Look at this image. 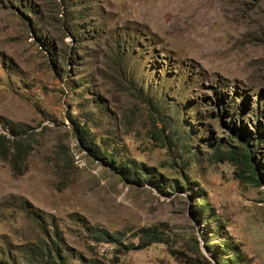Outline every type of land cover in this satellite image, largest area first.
<instances>
[{"label": "rangeland", "instance_id": "374dc122", "mask_svg": "<svg viewBox=\"0 0 264 264\" xmlns=\"http://www.w3.org/2000/svg\"><path fill=\"white\" fill-rule=\"evenodd\" d=\"M11 129L30 148L0 158V257L39 264L29 247L55 232L69 264H264V183L243 162L264 174V0H0ZM142 227L164 242L93 238L136 245Z\"/></svg>", "mask_w": 264, "mask_h": 264}, {"label": "trees", "instance_id": "16d2710c", "mask_svg": "<svg viewBox=\"0 0 264 264\" xmlns=\"http://www.w3.org/2000/svg\"><path fill=\"white\" fill-rule=\"evenodd\" d=\"M9 132L12 136L11 138L8 137L7 133L0 132V158H6L7 155H10L12 157V167L13 169H16L17 166L23 164L25 157L29 152L28 149L30 146L24 143L23 137H17L18 133L13 129L9 130ZM80 135V139L84 143L85 147L95 155L106 158L108 165L116 171V173L120 174L123 179L128 181L134 180L137 183L145 182V178L151 181V179L145 175L147 172L143 167H136L134 163L117 160L116 156L108 153L106 149H96L98 146L96 139L89 136L86 129H81ZM261 136L262 134L259 133V138H262ZM228 152L229 153L226 152V154H231L230 152L232 151ZM222 154L225 153H220L219 151L214 152V156H221ZM254 154L255 151H252L250 148H245L243 152V162L245 168L251 172L253 180H255L258 185L261 182L264 183V174L260 171V165L256 161ZM134 236L137 238V244L134 245L133 243H130L128 246H125L119 238L106 231H98L93 238L98 242H115L126 249L133 247H147L154 242H164L162 232L156 227L139 228L138 231L135 232ZM65 250L66 249L61 246L57 234L54 232L51 241H41L30 245L29 252L31 254L29 258L39 264H69L68 255L67 253H64ZM223 254L224 253H221L220 257L215 259L214 264H247L239 251L233 255H227L225 257H223ZM0 264H14V262L7 254V257L5 258L3 256L0 257ZM91 264L103 263L94 261Z\"/></svg>", "mask_w": 264, "mask_h": 264}]
</instances>
